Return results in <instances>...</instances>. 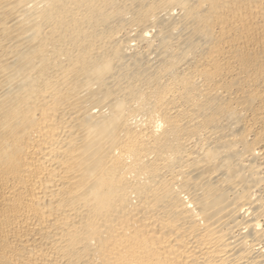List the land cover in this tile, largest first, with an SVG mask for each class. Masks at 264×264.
<instances>
[{
	"label": "bare ground",
	"instance_id": "obj_1",
	"mask_svg": "<svg viewBox=\"0 0 264 264\" xmlns=\"http://www.w3.org/2000/svg\"><path fill=\"white\" fill-rule=\"evenodd\" d=\"M0 264H264V0H0Z\"/></svg>",
	"mask_w": 264,
	"mask_h": 264
}]
</instances>
